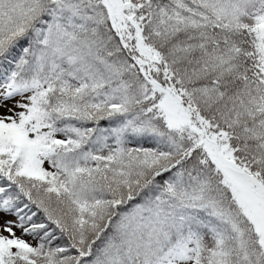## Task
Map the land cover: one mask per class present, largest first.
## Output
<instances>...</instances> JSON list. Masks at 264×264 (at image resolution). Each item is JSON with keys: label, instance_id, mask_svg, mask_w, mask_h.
<instances>
[{"label": "snow or ice", "instance_id": "1", "mask_svg": "<svg viewBox=\"0 0 264 264\" xmlns=\"http://www.w3.org/2000/svg\"><path fill=\"white\" fill-rule=\"evenodd\" d=\"M0 264H264V0H0Z\"/></svg>", "mask_w": 264, "mask_h": 264}]
</instances>
